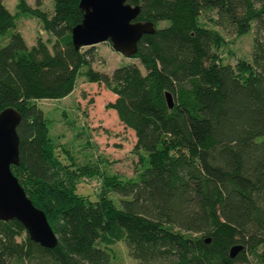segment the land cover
I'll return each instance as SVG.
<instances>
[{"label":"trees","instance_id":"16d2710c","mask_svg":"<svg viewBox=\"0 0 264 264\" xmlns=\"http://www.w3.org/2000/svg\"><path fill=\"white\" fill-rule=\"evenodd\" d=\"M3 1L0 112L20 116L18 165L10 171L56 245L41 248L16 220L0 221V264H118L116 243L136 264H236L247 256L264 264V0H126L154 33L131 57L143 74L129 64L110 75L90 69L93 47L71 44L79 0H53L50 15L17 0L18 11L52 38L30 48ZM249 31L250 61L222 64V33ZM78 74L114 96L106 109L135 139L133 178L57 159L36 102L66 97ZM90 176L100 183L94 202L75 188ZM233 246L241 250L230 258Z\"/></svg>","mask_w":264,"mask_h":264},{"label":"rangeland","instance_id":"374dc122","mask_svg":"<svg viewBox=\"0 0 264 264\" xmlns=\"http://www.w3.org/2000/svg\"><path fill=\"white\" fill-rule=\"evenodd\" d=\"M24 1L31 9L37 6L43 13L50 15L52 12L53 0ZM3 5L14 18L16 31L23 38L27 48L33 46L38 38L43 42L52 41V38L42 30L38 20L18 11L17 0H4ZM204 18L205 16L199 18L200 24L207 28L212 27ZM165 25L166 22H161L158 27ZM222 35L226 44L217 52L222 64L233 66L237 60L250 61L251 31L238 38L223 33ZM92 47L94 58L89 65L92 71L110 75L116 68L133 64L142 74L144 73L138 60L125 58L114 52L108 42ZM88 48L84 47L82 51ZM78 75L73 91L66 97L36 102L37 107L43 112L48 137L56 146L57 159L62 165H69L72 161L77 166L86 164L93 167L99 173L104 172L121 179L133 178L137 165V157L132 152L135 139L133 133L117 121L114 111L106 109V105L114 100V96L102 85L89 84L82 74ZM99 184L96 177L81 178L75 187L76 194L94 202ZM108 197L113 201L117 199L110 194ZM111 250L116 254L118 264H136L127 256L122 243L114 244ZM236 264L257 263L252 257L247 256L246 263Z\"/></svg>","mask_w":264,"mask_h":264},{"label":"water","instance_id":"95a60500","mask_svg":"<svg viewBox=\"0 0 264 264\" xmlns=\"http://www.w3.org/2000/svg\"><path fill=\"white\" fill-rule=\"evenodd\" d=\"M78 8L82 13L81 20L70 31L75 50L108 42L114 52L131 58L136 54L140 38L154 33L152 23L136 21L139 7L129 5L126 0H79ZM164 97L171 109V96L165 93ZM19 121V114L12 108L0 112V221L16 220L31 242L52 249L56 237L43 212L31 204L10 171L11 166L18 165L15 130ZM204 242L208 243L209 239ZM240 250L241 246L231 247L229 257H235Z\"/></svg>","mask_w":264,"mask_h":264}]
</instances>
